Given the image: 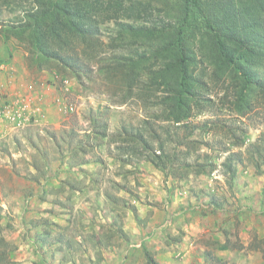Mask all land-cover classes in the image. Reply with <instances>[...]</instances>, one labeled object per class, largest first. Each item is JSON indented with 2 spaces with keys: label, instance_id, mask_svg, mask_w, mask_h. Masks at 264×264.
<instances>
[{
  "label": "rangeland",
  "instance_id": "1",
  "mask_svg": "<svg viewBox=\"0 0 264 264\" xmlns=\"http://www.w3.org/2000/svg\"><path fill=\"white\" fill-rule=\"evenodd\" d=\"M136 1L152 17H105L77 75L7 39L38 0H0V264H264V96L238 100L235 75L199 62L206 85L177 122L171 88L146 87L157 43L120 33L169 17ZM129 56H144L132 92ZM139 133L172 169L131 151Z\"/></svg>",
  "mask_w": 264,
  "mask_h": 264
},
{
  "label": "trees",
  "instance_id": "2",
  "mask_svg": "<svg viewBox=\"0 0 264 264\" xmlns=\"http://www.w3.org/2000/svg\"><path fill=\"white\" fill-rule=\"evenodd\" d=\"M128 1L131 0H38L25 12L20 24L3 30L7 39L13 33L28 41L36 61L59 62L79 75L87 68L80 54L86 57L89 52L90 56L91 50L101 47L99 26L105 17L119 18L121 11L140 18L152 17L155 7L151 2L129 5ZM157 1L163 3L169 18L156 20L150 26L120 25V33L157 43L153 55L162 58L163 63L152 72L146 87L164 84L171 88L166 103L172 118L179 122L189 117L190 102L206 85L204 76L196 72L199 62H210L216 76L228 71L235 75L241 86L238 100L246 101L255 88L264 96V78L257 77L253 69L264 59V0ZM143 57L135 61L131 56L115 59L127 73L130 92L137 74V69H130L137 67ZM135 141L131 147L134 154L144 156L157 168L172 169L175 161L166 153L165 143L160 144L161 152L157 153L142 133ZM198 171L204 173L206 167L201 165Z\"/></svg>",
  "mask_w": 264,
  "mask_h": 264
}]
</instances>
